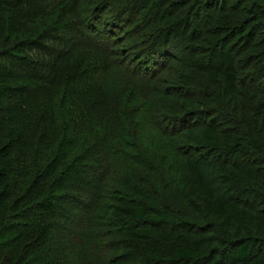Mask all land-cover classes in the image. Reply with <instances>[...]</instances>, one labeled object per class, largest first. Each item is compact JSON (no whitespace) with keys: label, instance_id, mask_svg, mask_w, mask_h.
I'll use <instances>...</instances> for the list:
<instances>
[{"label":"trees","instance_id":"trees-1","mask_svg":"<svg viewBox=\"0 0 264 264\" xmlns=\"http://www.w3.org/2000/svg\"><path fill=\"white\" fill-rule=\"evenodd\" d=\"M204 1L197 4L199 11L196 10L193 15L191 13L194 16L193 19L197 20L201 26L203 25L195 34L197 38L189 32L192 24L188 22V19L185 20L188 11L174 0H88L85 4L91 3L92 7H88V10L82 9L84 12H91L94 9L95 12L113 9L115 16L111 15L104 22L109 28L111 24L117 23V20L123 24L126 20L142 18L152 21V25L161 23V26H157L158 28L151 30L146 36L147 42L151 43V52L169 54L171 52L169 47L173 46L180 51V54L172 55L174 60L184 66L185 69H182V73L187 71L184 72L185 74L183 73V85L177 86V82L173 78V81H171L172 79L165 81L172 84L169 83L170 85L161 90L163 96L159 101L157 114L160 120L167 124L162 131L163 135L171 141L180 135L188 139L184 142L185 147L181 145L182 155H185L187 160L198 167L206 185L215 195L216 199L213 200L220 203L234 202L257 209L259 205L264 204V178L263 186L259 187L260 189H241L230 184L228 192V189L225 190V186L222 185V182L226 181V175L222 173L221 169L223 170L224 166H227L226 164L233 155H235L234 157L243 155L252 157L249 152L252 148L261 151L260 159H264V129L261 128L260 131L254 125H250L248 123L249 116H245L249 113L250 115L259 113L260 116H264V34L258 41H254L253 38L257 28L264 29V2L253 1L250 6H246L245 3L248 0ZM80 5L82 4L78 3V0H0V264H52L50 261L42 262L41 257L35 255L36 251L45 248L47 242L52 239L51 230L54 226L47 225V218L58 213L57 209L60 205H64V209L69 208L70 205L81 207L82 194H88L94 190L91 179L85 180L83 184L78 179L65 186L67 188L69 186L68 189L77 193L76 196L73 194L72 198L50 194L52 193L51 189L50 193L45 195L38 193L39 198L32 194H30L32 196H26L28 195L26 190L29 188L25 186L26 180L31 176L35 180L37 175L39 177V174L44 172L43 170L47 171L46 168L50 167L47 165L40 171L41 164L39 165L38 158L36 157V160L33 158V156H38L36 147L38 142H42L43 139L45 142L49 140V144L53 143L54 138H45L46 135L42 136L41 133L46 132L47 134L55 129V122H59L61 118L64 119L65 126L74 125L75 128H82L83 124L78 123L83 119L84 122H87L81 129L85 133H82L78 128L80 131L76 130V135L73 137L70 132H66V129L63 130V135L68 133L66 148L80 146L85 152L84 154L95 152L94 146L98 148L105 141L102 138L103 135L98 134L99 127H112L118 130L121 133L119 136L122 134L124 137L129 136L127 143L132 145L134 129L131 121L127 124L132 118H130L131 114L125 111L121 98L114 97L113 100H107L103 97L107 94L105 83L97 84L102 82H98L102 76L97 72L101 69H108L113 64L110 59L112 53L104 39V35L108 33L96 32L95 28L93 30L92 17L77 15L80 12ZM239 12L247 14V19L225 24L227 31H230L228 44L225 46L222 47L223 43H220L214 47L216 41L212 42L210 38L200 37L202 32L211 34L212 28L207 27L209 21L214 19L211 15ZM42 14L47 16L54 14L55 22L45 31L37 34L31 33V36L18 40L17 37L22 35V29H35L34 24L37 17ZM122 14L124 15L122 16ZM179 15H182L179 21L173 19L174 16L178 17ZM82 29L91 34H85ZM63 30L77 35L78 38L73 36L71 40L85 46L79 48L96 54L88 52L90 55L81 56L75 53L69 56L68 52L63 55L64 52L60 49L62 42L59 38L62 33L60 31ZM185 33L188 36L183 37L182 35ZM175 37L177 42L173 40ZM232 37L233 40H230ZM197 40V44H194ZM213 62L215 63L213 64ZM244 70L245 73L242 75L241 71ZM211 72L224 74V77L226 75L230 78L223 82L226 88L228 85L229 89L226 93H229L224 95L226 97L230 94L229 99L224 101L215 96V89H211L208 85L210 83L208 74ZM84 74L86 75L84 76ZM23 76L27 78L26 83L21 81ZM74 77L81 79L77 80ZM67 80L73 84L76 83L77 87L81 86V90L76 88L70 97L66 96L65 92L62 96L57 95ZM215 80L217 81V79ZM232 80L239 84V90L238 85H235V90H232L234 83L229 82ZM238 95H241L244 102L246 100L250 106L240 108L242 100L238 99L240 98ZM199 96H204L206 99L199 98ZM56 98H59L64 106L66 105L65 113L70 114H68V120L58 115V109H55L54 104ZM256 109L260 111L258 112ZM228 117L234 121L232 122L231 119L229 122L226 121ZM225 122L229 123V127L220 130ZM199 129H203L202 135L196 138L194 135ZM58 130L62 132V129ZM113 134L116 132L114 131ZM235 134L246 139L243 143H245L248 152L243 147H239L240 139L235 138ZM113 136L110 135V138ZM78 140H80L79 144ZM133 146L136 144L133 143ZM111 147L110 154L128 158L126 150L122 149L120 145L113 144ZM14 152L17 153V156L14 157L15 159H11L10 156ZM41 154L44 155L43 152ZM31 159L33 163L35 162L34 167L39 166L37 171L40 173L34 168L32 169V165H29ZM238 162L239 160L236 158L235 164L237 165ZM151 164L153 163L151 162ZM154 167L157 169L156 163ZM130 171L133 174L134 170ZM13 174L16 179L19 176L23 182V190L19 191L22 197L16 196V201L21 200L22 204L27 202L25 208L14 210V212V202L12 203V200L6 202L10 199L8 195L16 192L14 187L9 184ZM138 174L139 171L137 175L134 174L135 178L131 180H135V184L145 183L146 181L143 178L140 179ZM262 175L264 177V174ZM7 179L9 182H5ZM145 179L147 180V177ZM78 182H81V185ZM140 184L138 185L140 186ZM149 189L151 188L149 187ZM25 196L27 198L23 200L22 198ZM148 204L150 208L156 209L154 216L148 215L145 207L134 205L129 208L131 217L119 219L114 223L116 229L121 230V232L118 231L119 237L124 236L121 237V240L119 239L120 241L114 239L116 240L114 244L120 249L137 245L136 241L141 239L140 235L136 236L138 232L133 231L136 237L130 242L126 236H133L130 234L132 232L129 228L133 225H141L143 222L164 226L172 221L176 223V227L171 231V235H178V237L190 233L188 230H182L183 228L190 230L195 227L187 224L179 225L169 209L160 208L156 202ZM30 205L33 206L29 207ZM110 208L114 209L113 205L103 206V210L106 211ZM95 209L96 207H92V210H89V214L92 213L88 222L90 226L94 224L95 218L101 219L98 216L100 213L95 214ZM256 212L258 217L261 212L258 209ZM107 217L110 218V216ZM17 218L20 222L13 225V221ZM105 221L112 223L111 218ZM99 222L102 225L105 224L102 220ZM196 227L199 228L198 225ZM11 232L15 234L6 239L5 234ZM251 232L253 233L251 234ZM259 234L264 235V229L250 224V228L245 227L244 233L239 239L231 242V245L235 247L237 260L246 261L258 245H264V239L263 237L259 238ZM115 235L118 234L115 229H112V236ZM101 245L102 242L98 241L97 246ZM146 252L148 255L143 253L140 264H153L156 260L160 262L199 260L205 261L206 264H220L218 258L214 257L209 261L203 251L183 245L177 247L170 258L156 256L151 248ZM116 259L118 264H121L125 257L118 256ZM91 262L92 260L88 259V264ZM105 263L107 264V262Z\"/></svg>","mask_w":264,"mask_h":264},{"label":"rangeland","instance_id":"rangeland-1","mask_svg":"<svg viewBox=\"0 0 264 264\" xmlns=\"http://www.w3.org/2000/svg\"><path fill=\"white\" fill-rule=\"evenodd\" d=\"M86 1L88 0H78V3L82 5L79 6L80 12L77 13V15L80 17H92L93 30L95 28L96 32L102 31L108 33L104 35V39L107 41L110 52L112 53L110 54V59L113 61V64L110 65L108 69H101L97 72V74L102 76L101 79H98V82H102L97 84L105 83L107 86V94L106 96L103 95L107 100H113L114 97L122 99L125 111L131 114L130 118L132 117L127 124L131 121V125H133L134 129V138L131 140L132 145H130L127 143L129 136L124 137V134L119 136L121 133L112 127H99L100 131L98 134L103 135L102 138L105 140L104 143L98 148L94 146L95 152L92 151L89 154H84L85 152L80 146H71L69 149L65 146L69 132L75 137L76 130H79L78 128H80V130L84 128L83 125H86L87 122H84L83 119L78 123L83 124L81 125L82 128H75L74 125L65 126L64 119L61 118L59 122H55V129L51 130L49 133L46 134L45 132L43 134L39 131L42 136L46 135L45 138L54 139L51 144H49V140L45 142L43 139L42 142H38L36 146L38 156H33V158H35V160L36 157L38 158L40 162L39 165L41 164L40 171H42L44 167L46 168L47 165H50V169L46 168L47 171L43 170L44 172L39 174V177L37 175L35 180L32 179L33 176L26 180L25 186L29 187L28 190H26L28 194L26 196L33 195L38 197V193L45 195L50 193L49 190L51 189L52 193L50 194L62 197L69 196L72 198L73 194L76 196L77 193H73L75 191L68 189L69 186L68 188L65 186L78 179H80L82 184L85 180L91 179L94 190H91L88 194H82L81 207L79 208L70 205L69 208L64 209V205L59 204L60 207L57 209L58 213L47 218V225L54 226L51 230L52 239L47 242L45 248L36 251L35 255L40 256L42 262L50 261L52 264H88V259L89 261L92 260L91 264H106L105 262H107V264H118L116 259L118 256H120V258L125 257L121 264H140L143 253L145 252V255H148L146 252L147 249H153L156 256L170 258L174 250L183 245L203 251L209 261L214 257L218 258L220 264H264L263 244L258 245L254 249L253 254L244 262H240L236 259L235 247L231 245L232 241L242 236L245 227L250 228V224L264 229V211H262L264 209V204L257 207L258 211L261 212L257 217V209L234 202L220 203L213 200L215 195L206 185L203 179L204 177H202L198 167L187 160L184 157L185 155H182L183 148L181 145L185 147L184 142L188 139L180 135L173 138V142L162 133L167 124L165 121L160 120L157 114L159 101L163 96L161 90L171 83L165 81L170 79L173 81V78L176 80L177 86L183 85V73L187 72L184 71L182 73L184 66H182L180 62L174 60L175 54H180V51L172 46L171 48L169 47L171 51L169 54L165 52H151V43L147 42L146 36L151 30L158 28L157 26H161V23L152 25V21H146L142 18L137 20H126L123 24L121 21L117 20V23L111 24L109 28L104 22L105 19L109 18L111 15L115 16L113 9L102 10L101 12H95L94 9L91 12H84L82 8L88 10V7H92L91 3L85 4ZM174 1L178 2L177 4H180L188 11L185 20L188 19V22H191L192 27L190 26L191 29L189 28V32L196 37L195 34L198 33V29L202 28L203 25L201 26L197 20L195 21L192 15L197 10V4L201 3L202 0ZM253 1L264 2V0H248L247 3H245L246 6H250ZM197 11H199V9ZM123 15L124 14H122V16ZM172 15H174V13H172ZM181 17L182 15L178 17L174 16L173 19L179 21ZM211 17L214 18L212 19L213 21H209L207 24L208 28H212L211 34L202 32L200 37L210 38L212 42L216 41V45H213L214 47L223 43V47L225 44H228L230 36L228 34L230 31H227L225 24H232L235 22L237 23L238 20H245L247 19V14H243V12L233 14L224 13L218 15L213 14ZM37 21L34 24L35 29H22V32L19 30L22 35L17 37V39H25L31 36V33L37 34L38 32L45 31L55 22L54 14L51 16L42 14L37 17ZM60 32L61 35L59 38L62 42L60 49L64 52L63 55L68 52L70 53L68 54L69 56L75 53L81 56L96 54L79 48L85 46L71 40L73 36L74 38H78L74 33H70L66 30ZM86 33L88 35L91 34L85 31V34ZM186 33L182 36H188ZM263 34L264 29L257 28V31L254 32V41L260 40ZM173 40L177 42L176 37L173 38ZM230 40H233V37ZM197 42L198 40L194 44H197ZM173 54L174 56H172ZM214 63L215 62H213V64ZM205 64H207V62H205ZM241 72L243 75L245 70ZM85 75L86 74H84V76ZM208 75L210 76V83L208 85L211 89H215V96L224 101L228 97L230 98V94L226 97L224 95L229 88L228 85L226 88L225 83H223L226 82L227 79L230 80V78L226 75L225 77L227 78H225L224 74L216 72H211ZM74 78L77 80L81 79L79 77ZM215 79H217V81ZM21 81L22 83H26L27 78L23 76ZM229 82L234 83L232 90H235V85H238L239 90L240 86L238 83L236 84L233 80ZM64 83L66 84L59 89L57 95L62 96L63 92H65L66 96L70 97L76 88L79 89V91L81 90V86L77 87L76 83L73 84L68 80ZM228 93L229 92L226 94ZM238 96L240 98H237L242 100L240 101V108H247L246 106L249 105V103L246 100L244 102L241 95ZM199 98L206 99L204 96H199ZM54 104L56 106L55 109H58V115L68 120L70 114L65 113L66 110L64 108L66 105L64 106L59 98H56ZM260 110L256 109L258 112ZM251 114L252 115H250V113L245 115L246 117L249 116L248 123L259 128L260 131L264 129V116H260L259 113L257 115L256 113ZM230 119L232 120V118L228 117L226 121L229 122ZM233 121L234 120H232V122ZM228 122L223 123L220 130L229 127ZM126 126L125 124V127ZM59 128L62 129V132L58 130ZM64 129H66L68 133L63 135ZM106 130L109 132L108 134ZM114 131L116 134H113ZM202 131L203 129H199L194 137L199 138L202 135ZM81 132L85 133V131L82 130ZM110 135H114L115 137L113 136L110 138ZM235 138L240 139L239 147H243L244 150L248 152V149H246L244 145L245 143H243L246 139L243 137L241 138L238 134H235ZM79 143L80 140H78V144ZM133 143H135L136 146H133ZM113 144L120 145L122 149L126 150L128 158L110 154L109 151L112 149L111 146ZM42 152L44 155L41 154ZM249 152L252 154V157L248 155L239 157H234L235 155L231 156V159H229L226 164L227 166H224L223 170L221 169L222 173L226 175V181L222 182V185L225 186V190L228 189V192L230 190L228 188L231 186L230 184L240 187L241 189H260L259 187L263 186L262 180L264 177L262 174H264V163H259L264 162L263 158L260 159V153L262 152L259 150L257 151L255 148L250 149ZM16 156L17 153L14 152L10 158L15 159L14 157ZM254 157L260 160H256ZM236 158L239 160L237 165L235 164ZM151 162L153 164H151ZM155 163L157 164V169L154 167ZM34 164L35 162L33 163L31 159L29 165L33 166ZM38 167L36 168L33 166L32 169L34 168V170L37 171ZM131 169L134 170L133 174L132 171H130ZM138 171L139 178H143L146 181L143 184H135V180H131L135 178L134 174L137 175ZM146 177L147 180L145 179ZM31 179L32 182H30ZM148 180L150 181L148 182ZM6 181L9 182L8 179L5 180V182ZM9 184L14 187L16 192L8 195L10 199L6 202H11V200L12 203L14 202L15 209H13V212L14 210L25 208L27 202L22 204L21 200L16 201V196H18V198L22 197L19 192L23 190L22 179L19 176L16 179L13 174ZM138 184H140V186ZM149 187L151 189H149ZM22 195H24V193H22ZM26 196L22 199L24 200L27 198ZM243 197L244 199L246 198L245 195ZM149 202H156L160 208L169 209L175 216L174 220H176L179 225H193L195 229L192 228L189 230L188 228H183L182 230H188L190 233L178 237V235H171V231L176 227V223L172 221L164 226L155 225L151 222H143L141 225H133L129 228L132 232L130 234L133 236H126L130 242L133 241L136 236L140 235L139 237L141 239L136 241L137 245L127 247V249H120L114 244V241H120L121 237L124 236L119 237L118 231L121 232V230H117L114 223L119 219L131 217L129 208L134 205L136 207H145L147 214L154 216L156 209L150 208ZM105 205H113L114 209L110 208L107 211L103 210V206ZM32 206L33 205H30L29 207ZM92 207H96L95 214L100 213L98 215L101 218L100 220L105 224L107 223V225H102L97 218H95L96 220H94L92 226L88 224L89 218L92 217V213L89 214V210L91 211ZM107 216H110L112 223L105 221L110 220ZM18 222L20 221L17 218L12 224L16 225ZM194 224H197L199 228ZM112 229H115L118 235L113 237ZM133 231L138 232V234L136 233L135 236ZM252 233L253 232H251V234ZM12 234L15 233H6V239L12 236ZM258 237H263L264 239L263 234H259ZM98 241L102 242L101 246H97ZM86 254L88 255V259ZM153 264H206V262L199 260L160 262L156 260Z\"/></svg>","mask_w":264,"mask_h":264}]
</instances>
